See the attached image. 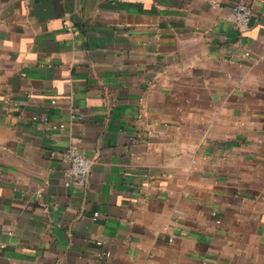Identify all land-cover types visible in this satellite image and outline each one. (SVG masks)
I'll list each match as a JSON object with an SVG mask.
<instances>
[{"label": "crops", "instance_id": "obj_1", "mask_svg": "<svg viewBox=\"0 0 264 264\" xmlns=\"http://www.w3.org/2000/svg\"><path fill=\"white\" fill-rule=\"evenodd\" d=\"M0 264H264V0H0Z\"/></svg>", "mask_w": 264, "mask_h": 264}, {"label": "built area", "instance_id": "obj_2", "mask_svg": "<svg viewBox=\"0 0 264 264\" xmlns=\"http://www.w3.org/2000/svg\"><path fill=\"white\" fill-rule=\"evenodd\" d=\"M252 6L246 2H238L232 7V24L236 29H242L249 25L252 18ZM37 116L33 115L32 119ZM47 120V117L43 118ZM64 124L52 123L51 128L57 129ZM61 159L67 164L66 178L64 184L71 187L84 186L86 184L92 160L89 159L76 143H70L61 153ZM97 212L94 213L96 216ZM100 244V241H97ZM109 255V251H104Z\"/></svg>", "mask_w": 264, "mask_h": 264}]
</instances>
